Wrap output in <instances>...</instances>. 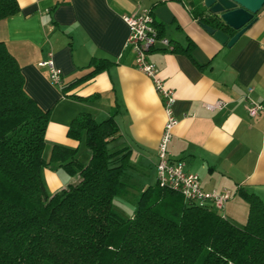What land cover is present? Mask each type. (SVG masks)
Returning <instances> with one entry per match:
<instances>
[{
    "label": "crops",
    "instance_id": "obj_1",
    "mask_svg": "<svg viewBox=\"0 0 264 264\" xmlns=\"http://www.w3.org/2000/svg\"><path fill=\"white\" fill-rule=\"evenodd\" d=\"M16 3L19 11L0 20V42L19 65L25 93L50 112L46 142L74 149L77 143L66 135L74 118L89 113L102 121L113 115L118 134L110 147L131 151V190L132 174L142 177L138 195L151 186L150 175L156 183L164 104L152 80L135 68L122 18L150 11L159 35L172 46L171 51L157 47L146 56L174 97L171 109L177 124L168 144L169 159L182 161L186 172L197 175L202 191L228 193L222 217L237 226L244 225L248 211L238 189L264 204V112L251 118L246 111L250 102L264 106V4L257 21L228 48L201 28L197 11L204 19L206 12L195 0ZM50 58L62 85L87 77L91 61L107 66L63 94L60 85L50 82L47 68L39 66ZM219 100L225 103L222 109L207 108ZM65 187L58 184L51 193Z\"/></svg>",
    "mask_w": 264,
    "mask_h": 264
},
{
    "label": "trees",
    "instance_id": "obj_2",
    "mask_svg": "<svg viewBox=\"0 0 264 264\" xmlns=\"http://www.w3.org/2000/svg\"><path fill=\"white\" fill-rule=\"evenodd\" d=\"M18 11L16 0H0V20ZM202 16L197 11L198 20L220 28ZM91 65L87 77L60 84L63 94L107 63ZM49 118L25 93L19 65L0 42V264H264V204L255 194L238 189L248 211L237 226L156 181L126 218L113 201L131 192V151L110 147L118 134L113 115L80 114L66 133L78 146L53 145L45 160ZM79 146L89 152L86 164ZM51 165L79 181L48 194L42 171Z\"/></svg>",
    "mask_w": 264,
    "mask_h": 264
},
{
    "label": "built area",
    "instance_id": "obj_3",
    "mask_svg": "<svg viewBox=\"0 0 264 264\" xmlns=\"http://www.w3.org/2000/svg\"><path fill=\"white\" fill-rule=\"evenodd\" d=\"M128 27L127 46L134 54L135 68L152 80L156 92L160 95L164 104L165 123L157 148L156 181L159 186L168 188L180 194L186 201L195 203L200 207L214 206L222 210L226 201L230 198L228 193L218 194L207 193L200 188L197 175L184 170L182 161H172L169 159L168 144L172 136V130L177 124V120L172 112L174 97L170 90L166 89L162 82L157 79L156 67L149 63L146 56L157 47L171 51L172 46L168 39L161 37L154 27V21L150 11H143L138 15L122 17ZM40 67L48 70V78L54 85H60V71L56 69L51 58L39 63ZM225 103L216 101L208 105L209 109H222ZM246 111L251 118L257 117L264 112L262 104L250 102L246 106Z\"/></svg>",
    "mask_w": 264,
    "mask_h": 264
},
{
    "label": "water",
    "instance_id": "obj_4",
    "mask_svg": "<svg viewBox=\"0 0 264 264\" xmlns=\"http://www.w3.org/2000/svg\"><path fill=\"white\" fill-rule=\"evenodd\" d=\"M206 12V19L218 23L219 29L199 22L201 28L220 45L232 47L257 21L264 0H195ZM232 32L230 36L228 32Z\"/></svg>",
    "mask_w": 264,
    "mask_h": 264
},
{
    "label": "rangeland",
    "instance_id": "obj_5",
    "mask_svg": "<svg viewBox=\"0 0 264 264\" xmlns=\"http://www.w3.org/2000/svg\"><path fill=\"white\" fill-rule=\"evenodd\" d=\"M102 117L98 118V121L101 120ZM51 149V143L46 142L45 149L43 151V158L45 160H48L49 154ZM77 158L80 163L86 164L89 159V152L88 150L83 147L79 146L78 152H77ZM43 176V182L45 189L48 194H52V190L54 186H57L58 184H64L67 186L68 182L76 183L79 181L78 175L70 176L66 174L63 169L59 168L56 165H51L50 167H46L42 171ZM133 179H131V183L134 185L133 189L131 190L130 194L127 197L122 198H115L113 201L114 208L124 217H132L134 210H135V203L138 198V190L140 188V185L142 184V181L139 182V175L132 174ZM78 177V178H77ZM142 178V177H140ZM146 178V177H144ZM149 179H151V183L149 185H154L155 181L153 178V175L149 176ZM143 182H147L146 179L143 180ZM217 214L220 216L223 215V212L221 210L213 209Z\"/></svg>",
    "mask_w": 264,
    "mask_h": 264
}]
</instances>
